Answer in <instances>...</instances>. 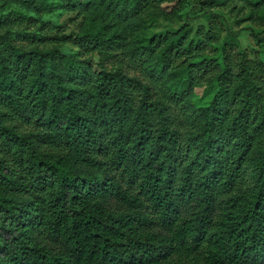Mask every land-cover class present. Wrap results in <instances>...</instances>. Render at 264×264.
<instances>
[{
  "label": "trees",
  "instance_id": "obj_1",
  "mask_svg": "<svg viewBox=\"0 0 264 264\" xmlns=\"http://www.w3.org/2000/svg\"><path fill=\"white\" fill-rule=\"evenodd\" d=\"M89 1L72 34L0 15V264H264V61L211 26L147 33L191 0Z\"/></svg>",
  "mask_w": 264,
  "mask_h": 264
},
{
  "label": "rangeland",
  "instance_id": "obj_2",
  "mask_svg": "<svg viewBox=\"0 0 264 264\" xmlns=\"http://www.w3.org/2000/svg\"><path fill=\"white\" fill-rule=\"evenodd\" d=\"M89 0H76L78 7H65L52 11H38L35 6L28 1L23 0H0V15H6L16 11L25 12L31 15V19L23 24L24 31H20L22 27H14L13 36L19 40L32 38L34 32L36 38L40 37L39 26L44 23L50 31L58 30L60 33L72 34L89 30L92 28L90 22L91 14L87 11L86 5ZM74 2V1H73ZM253 0H224L215 6H203L201 3L191 0L177 11L176 15L166 18L161 9L165 4H161L160 9H147L140 17L146 24L147 33L164 31L166 29L180 28L182 25H190L193 32L201 26L205 29L210 26L215 29L219 35L221 44L224 41H232L241 44L250 51V55L257 54L264 61V5H255ZM90 5L100 7V10L107 12L108 0L89 1ZM170 8L171 5H166ZM215 12L219 15H212ZM24 14V13H22ZM237 32L238 36L233 33ZM30 34V35H28ZM26 40V39H25ZM62 47L66 51L77 53L78 47L70 42H61ZM210 56L220 57V52H209ZM95 67L98 68V56L94 55L92 59ZM216 84H203L195 88V103L198 105L207 104L216 91Z\"/></svg>",
  "mask_w": 264,
  "mask_h": 264
}]
</instances>
